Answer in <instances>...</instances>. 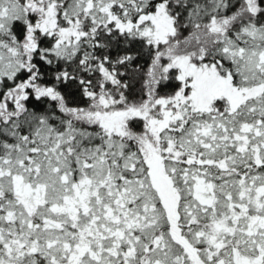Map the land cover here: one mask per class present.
<instances>
[{"label": "snow or ice", "instance_id": "snow-or-ice-1", "mask_svg": "<svg viewBox=\"0 0 264 264\" xmlns=\"http://www.w3.org/2000/svg\"><path fill=\"white\" fill-rule=\"evenodd\" d=\"M0 264H264V0H0Z\"/></svg>", "mask_w": 264, "mask_h": 264}]
</instances>
